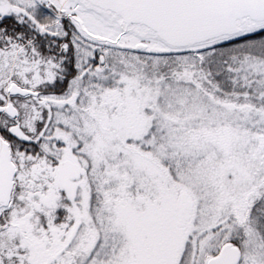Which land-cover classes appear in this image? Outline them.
I'll return each instance as SVG.
<instances>
[{
    "label": "snow or ice",
    "instance_id": "1",
    "mask_svg": "<svg viewBox=\"0 0 264 264\" xmlns=\"http://www.w3.org/2000/svg\"><path fill=\"white\" fill-rule=\"evenodd\" d=\"M0 264H264V0H0Z\"/></svg>",
    "mask_w": 264,
    "mask_h": 264
}]
</instances>
